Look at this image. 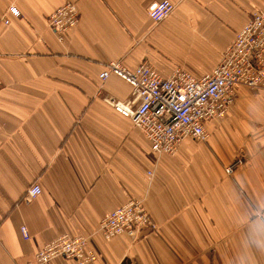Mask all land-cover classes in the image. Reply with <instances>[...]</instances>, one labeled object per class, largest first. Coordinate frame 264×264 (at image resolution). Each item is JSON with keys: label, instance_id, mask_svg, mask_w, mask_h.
Segmentation results:
<instances>
[{"label": "crops", "instance_id": "obj_1", "mask_svg": "<svg viewBox=\"0 0 264 264\" xmlns=\"http://www.w3.org/2000/svg\"><path fill=\"white\" fill-rule=\"evenodd\" d=\"M160 1L0 0V264L32 263L62 235L88 238L91 264H264V90L234 88L206 140L158 156L109 104L132 100L131 87L98 78L110 62L202 78L264 0H169L172 14L155 23L148 8ZM66 2L79 22L58 42L46 18ZM10 5L21 16L5 25ZM34 184L41 193L27 200ZM129 198L156 231L104 241L98 222Z\"/></svg>", "mask_w": 264, "mask_h": 264}, {"label": "built area", "instance_id": "obj_2", "mask_svg": "<svg viewBox=\"0 0 264 264\" xmlns=\"http://www.w3.org/2000/svg\"><path fill=\"white\" fill-rule=\"evenodd\" d=\"M173 10L172 2L161 0L148 8V16L159 23ZM8 15L21 16L18 8L10 5L1 18L5 25L9 24ZM78 22V8L72 2L64 3L46 18L47 27L58 42H63L64 35ZM111 76L126 82L133 96L130 101L110 99L112 108L140 130L152 152L158 156H174L185 138L202 141L208 138L204 124L225 115L234 100V88L264 90V8L251 13L222 53L218 65L202 78H194L181 68L164 78L147 63L129 70L120 62L108 63L98 78L104 82ZM242 165L241 159L234 160L225 168V174L232 176ZM151 175L149 172L148 176ZM40 193V186L34 184L28 189L26 199H35ZM155 231V222L143 202L129 198L98 222L96 233L104 241L124 235L135 242ZM21 233L28 239L25 227H21ZM59 258L91 264L97 256L88 238L62 235L47 243L36 254L35 261L28 264H47Z\"/></svg>", "mask_w": 264, "mask_h": 264}]
</instances>
